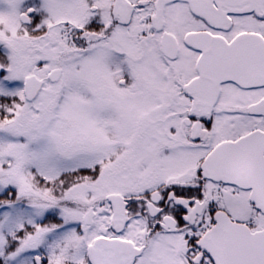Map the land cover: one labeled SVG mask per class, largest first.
I'll use <instances>...</instances> for the list:
<instances>
[{"label":"snow or ice","instance_id":"6c2138e0","mask_svg":"<svg viewBox=\"0 0 264 264\" xmlns=\"http://www.w3.org/2000/svg\"><path fill=\"white\" fill-rule=\"evenodd\" d=\"M0 264H264V0H0Z\"/></svg>","mask_w":264,"mask_h":264}]
</instances>
